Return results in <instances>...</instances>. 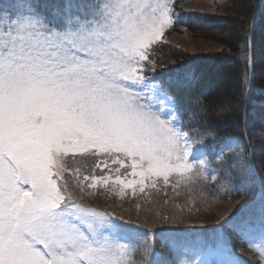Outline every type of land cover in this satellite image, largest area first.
Returning a JSON list of instances; mask_svg holds the SVG:
<instances>
[{"label":"snow or ice","instance_id":"obj_1","mask_svg":"<svg viewBox=\"0 0 264 264\" xmlns=\"http://www.w3.org/2000/svg\"><path fill=\"white\" fill-rule=\"evenodd\" d=\"M174 8L173 0H0V264H132L135 237L76 201L66 175L80 193L111 182L119 195L175 174L207 179L211 162L192 154L215 133H197V142L179 122L182 99L148 75L152 46L190 23ZM224 147L233 153L227 167L242 171L239 145ZM77 158L95 161L83 179L69 164ZM144 253L156 257L144 264H197L161 261L146 243Z\"/></svg>","mask_w":264,"mask_h":264},{"label":"trees","instance_id":"obj_2","mask_svg":"<svg viewBox=\"0 0 264 264\" xmlns=\"http://www.w3.org/2000/svg\"><path fill=\"white\" fill-rule=\"evenodd\" d=\"M181 2L183 0H174V11L190 23H176L170 29L186 28L193 36L216 40L222 47L218 51L200 54L185 53L174 47L168 50L172 62L151 55L152 63L147 69L148 75H154L155 81L167 88L169 95L177 101L182 99L179 122L185 131L190 132L197 142L202 139L197 133H215L214 138H207L202 149L219 179L213 181L212 174H204L207 179L199 177V182H194L193 186L199 188L200 194L210 201L242 195L251 199L256 190L257 176L264 195V70L261 69L264 57H257L258 50L264 51V0H227L222 9V13L226 14L219 16H201L183 10ZM226 26L232 27L229 34L221 38L213 34L215 30L223 33ZM164 49L165 46L155 48L151 53L156 52L157 55L158 50ZM223 106L229 109L220 113ZM232 139L238 141L240 155L247 161L242 171L238 162L233 168L227 167L234 163L232 151L224 153L226 159H217L221 148L225 150V144ZM87 160L89 158L84 161ZM84 161L70 160L69 164L73 169H82ZM89 162L91 165L92 161ZM228 172L233 177L231 180L224 179ZM68 177L66 175L69 191L72 192L74 187ZM242 186L251 192L244 195L242 191L226 190L241 189ZM113 213L110 214L114 217L118 214ZM137 226L145 229L140 224ZM216 227L220 229L222 226ZM192 229L202 233L212 230L206 227ZM137 251L135 247L132 264L143 263L138 260Z\"/></svg>","mask_w":264,"mask_h":264},{"label":"rangeland","instance_id":"obj_3","mask_svg":"<svg viewBox=\"0 0 264 264\" xmlns=\"http://www.w3.org/2000/svg\"><path fill=\"white\" fill-rule=\"evenodd\" d=\"M226 1L183 0L180 5L183 10L190 12L203 13L206 16H219L226 14L222 13L223 7L227 4ZM231 30L232 27L226 26L223 33L215 30L216 33L213 34L221 38L229 34ZM161 41L152 46L151 52L152 49H160L164 46L166 49L158 50L157 55H155L156 52L152 53V57L154 55V57L166 59L168 62H172L169 59L168 50H172L174 47L190 54L218 51L222 47L216 40L205 39L198 35L193 36L186 28H179L177 31L166 30ZM257 57L263 59L264 51L258 50ZM153 67L154 64H152ZM261 69L264 70V65ZM160 86L164 89V86ZM228 109V106H223L220 113L227 112ZM231 141H235L239 145L236 139ZM239 147L235 151L239 152ZM229 151L226 148L224 153ZM201 153L207 157L202 148H197L192 154V158H202ZM241 158L243 159V157ZM85 159L87 158H77L76 160L84 161ZM89 161H92L91 165ZM244 161L246 164L247 161ZM94 164L95 161L92 158L84 161V166L80 169V179H83L84 175L92 173ZM96 174L102 173L96 169ZM204 174L213 175L215 172L210 167ZM113 175L115 174L113 173ZM68 176L69 182L74 187L72 195L76 201L107 213H118L115 214V217L124 223L125 231L135 237V244L138 245L137 257L141 258V260L138 258L139 261H143L140 264L156 258L154 255L145 256V243L151 246L152 252L158 254L161 261L175 259L178 262L181 259H187L189 261L197 260V264L200 260H207L209 264H264V258H262L264 257V218L259 213L260 200L254 201L236 217L227 219L251 199L242 195L225 200H206L200 194L199 188L194 187V182H199V177L196 176L187 179L188 174H185L184 178L175 174L170 176L167 184L161 178L156 187L146 186L143 192L137 187L135 193L131 189H125L123 195L118 194L119 186H113L111 182L108 187L97 185L94 189L86 188L84 193H80L77 185L73 183V177ZM86 183H90V181ZM241 189L244 195L251 192V190L244 189L243 186ZM247 197L250 198V196ZM138 224L145 229H140ZM218 225L222 227L214 228ZM203 227L212 230L203 231V233L197 229L190 230ZM217 236L223 238L226 247L216 244ZM133 254L132 252L131 258Z\"/></svg>","mask_w":264,"mask_h":264}]
</instances>
